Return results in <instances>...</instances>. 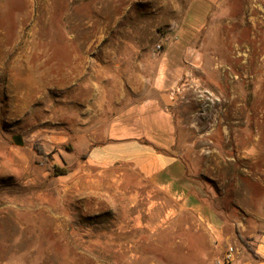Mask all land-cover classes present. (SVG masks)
Here are the masks:
<instances>
[{"label": "rangeland", "instance_id": "374dc122", "mask_svg": "<svg viewBox=\"0 0 264 264\" xmlns=\"http://www.w3.org/2000/svg\"><path fill=\"white\" fill-rule=\"evenodd\" d=\"M129 1L0 0V264H217L230 247L237 264L264 249V0H149L125 13ZM123 15L147 23L116 22ZM127 43L186 49L185 92L196 84L198 101L179 102L186 129L199 128L189 173L202 184L200 216L173 215L164 200L138 217L84 216L55 191L44 199L68 146L67 86L84 59L73 52ZM217 225L232 240L221 250Z\"/></svg>", "mask_w": 264, "mask_h": 264}, {"label": "crops", "instance_id": "0c3cea01", "mask_svg": "<svg viewBox=\"0 0 264 264\" xmlns=\"http://www.w3.org/2000/svg\"><path fill=\"white\" fill-rule=\"evenodd\" d=\"M147 1L130 0L123 9L127 13L134 3ZM157 7L166 8L163 3ZM196 13L194 6V17L187 23V32H193V37L194 28H200ZM125 15L116 22L125 24L128 18L129 24L135 19L136 24L147 23L140 16L132 20V16L124 19ZM141 37L138 30L122 34L120 39L128 42ZM72 56L84 59L80 80L67 86L71 90L65 105L66 154L58 155L62 164L54 162L68 172L49 181L50 198L44 199L53 201L55 191L60 206L84 216L138 217L155 200L174 202L173 215L181 216L187 209L202 215V184L189 173V137L199 128L191 125L192 129H186L185 103L179 102L186 96L187 104L196 105V84L180 96L173 94L176 81L187 72L182 66L186 49L176 46L155 54L127 43L81 55L73 52ZM79 92L80 97H75ZM35 150L47 153L46 148ZM215 237L220 250L232 242L220 225ZM255 254L237 264H264V249H256Z\"/></svg>", "mask_w": 264, "mask_h": 264}, {"label": "built area", "instance_id": "2783aa9c", "mask_svg": "<svg viewBox=\"0 0 264 264\" xmlns=\"http://www.w3.org/2000/svg\"><path fill=\"white\" fill-rule=\"evenodd\" d=\"M157 52H162L163 51V44H159L156 48ZM190 76L187 75L185 82L179 86L176 87V89L173 91L175 96H180L182 95L187 88L189 87L188 81H189ZM196 87V86H195ZM235 252L232 247L228 248L222 256L217 260V264H232L234 260Z\"/></svg>", "mask_w": 264, "mask_h": 264}, {"label": "trees", "instance_id": "16d2710c", "mask_svg": "<svg viewBox=\"0 0 264 264\" xmlns=\"http://www.w3.org/2000/svg\"><path fill=\"white\" fill-rule=\"evenodd\" d=\"M18 139L19 138H16V140L18 141ZM67 169H65V168H59V167H56L55 168V170H54V176H60V175H64V174H67ZM252 252V251H251ZM252 255H254V256H256L255 255V252H253V254Z\"/></svg>", "mask_w": 264, "mask_h": 264}, {"label": "water", "instance_id": "95a60500", "mask_svg": "<svg viewBox=\"0 0 264 264\" xmlns=\"http://www.w3.org/2000/svg\"><path fill=\"white\" fill-rule=\"evenodd\" d=\"M21 140L20 139H18V142H20Z\"/></svg>", "mask_w": 264, "mask_h": 264}]
</instances>
